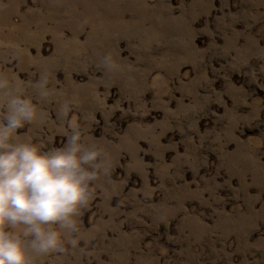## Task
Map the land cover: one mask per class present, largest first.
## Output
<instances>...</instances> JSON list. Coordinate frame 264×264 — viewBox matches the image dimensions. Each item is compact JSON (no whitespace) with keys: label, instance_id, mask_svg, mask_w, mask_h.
<instances>
[{"label":"rangeland","instance_id":"rangeland-1","mask_svg":"<svg viewBox=\"0 0 264 264\" xmlns=\"http://www.w3.org/2000/svg\"><path fill=\"white\" fill-rule=\"evenodd\" d=\"M0 80L100 153L34 264H264V0H0Z\"/></svg>","mask_w":264,"mask_h":264},{"label":"clouds","instance_id":"clouds-1","mask_svg":"<svg viewBox=\"0 0 264 264\" xmlns=\"http://www.w3.org/2000/svg\"><path fill=\"white\" fill-rule=\"evenodd\" d=\"M39 87L46 95L43 83ZM0 105V264H34L36 256L62 252L66 236L76 231L74 218L87 202L100 153L75 128L63 147L47 152L19 139L18 130L38 114L4 80Z\"/></svg>","mask_w":264,"mask_h":264}]
</instances>
